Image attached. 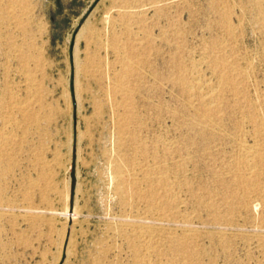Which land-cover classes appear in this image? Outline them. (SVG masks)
Returning <instances> with one entry per match:
<instances>
[{"label": "rangeland", "instance_id": "rangeland-1", "mask_svg": "<svg viewBox=\"0 0 264 264\" xmlns=\"http://www.w3.org/2000/svg\"><path fill=\"white\" fill-rule=\"evenodd\" d=\"M0 264H264V0H0Z\"/></svg>", "mask_w": 264, "mask_h": 264}, {"label": "bare ground", "instance_id": "bare-ground-1", "mask_svg": "<svg viewBox=\"0 0 264 264\" xmlns=\"http://www.w3.org/2000/svg\"><path fill=\"white\" fill-rule=\"evenodd\" d=\"M142 263V262H141Z\"/></svg>", "mask_w": 264, "mask_h": 264}]
</instances>
